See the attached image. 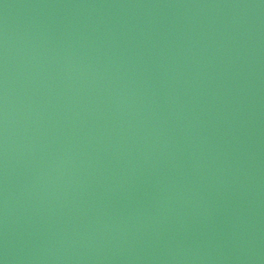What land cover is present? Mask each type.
<instances>
[{"label": "water", "instance_id": "water-1", "mask_svg": "<svg viewBox=\"0 0 264 264\" xmlns=\"http://www.w3.org/2000/svg\"><path fill=\"white\" fill-rule=\"evenodd\" d=\"M0 264H264V0H0Z\"/></svg>", "mask_w": 264, "mask_h": 264}]
</instances>
